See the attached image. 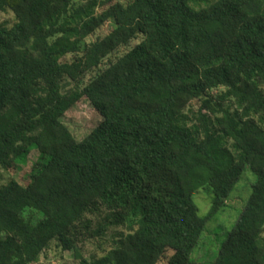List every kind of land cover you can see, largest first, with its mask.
I'll return each mask as SVG.
<instances>
[{"label": "trees", "instance_id": "trees-1", "mask_svg": "<svg viewBox=\"0 0 264 264\" xmlns=\"http://www.w3.org/2000/svg\"><path fill=\"white\" fill-rule=\"evenodd\" d=\"M204 1L0 0V264L53 243L79 264H192L246 167L253 193L213 264H264V0ZM84 99L102 122L78 142L62 119Z\"/></svg>", "mask_w": 264, "mask_h": 264}, {"label": "rangeland", "instance_id": "rangeland-1", "mask_svg": "<svg viewBox=\"0 0 264 264\" xmlns=\"http://www.w3.org/2000/svg\"><path fill=\"white\" fill-rule=\"evenodd\" d=\"M122 3H127L129 0H119ZM218 0H205L202 4L197 5L192 3L191 6L195 9L208 8L215 4ZM14 22V15L11 12H4L0 10V24L5 23L11 25ZM112 25H106L95 35L86 40V43L96 41L98 38L105 37ZM139 41L131 43L129 48L122 49L120 55L125 54L128 50L136 46ZM70 58V57H69ZM264 89V85H262ZM185 109V115L188 117L190 125H196L194 115L191 110L196 113L200 107V103L192 102L188 104ZM65 126L69 128L73 136L78 142L84 140L94 129H96L102 122V117L93 108L87 99L82 100L74 108H72L62 119ZM39 158V152L36 147L32 148L30 152L19 159V171L11 174V178H16L23 184L26 183L24 178L31 171L33 165ZM10 175L1 174L0 180H8ZM256 183V176L249 167H246L241 179L235 184L233 191L230 194L227 204L223 211L212 218L206 225V230L203 233L199 246L195 249L191 259L192 264H213L217 259L219 252L224 242L228 239L229 233L236 227L239 218L248 204V201L253 193V187ZM194 201L199 208V215L205 218L212 207L211 192L200 190L195 195ZM130 221H128V226ZM110 238L102 247L108 249L111 244ZM103 250L98 245L89 244L84 250L85 255L96 253L101 255ZM35 264H79V261L74 259L72 252L63 253L60 248L53 243L51 249L42 256ZM164 264V263H162Z\"/></svg>", "mask_w": 264, "mask_h": 264}]
</instances>
